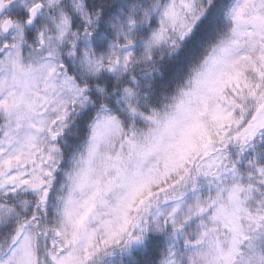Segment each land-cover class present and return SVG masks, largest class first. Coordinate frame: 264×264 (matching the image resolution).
<instances>
[{"label":"snow or ice","instance_id":"obj_1","mask_svg":"<svg viewBox=\"0 0 264 264\" xmlns=\"http://www.w3.org/2000/svg\"><path fill=\"white\" fill-rule=\"evenodd\" d=\"M0 264H264V0H0Z\"/></svg>","mask_w":264,"mask_h":264}]
</instances>
